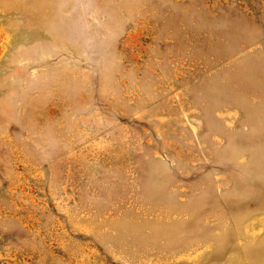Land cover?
I'll use <instances>...</instances> for the list:
<instances>
[{"label":"rangeland","instance_id":"obj_1","mask_svg":"<svg viewBox=\"0 0 264 264\" xmlns=\"http://www.w3.org/2000/svg\"><path fill=\"white\" fill-rule=\"evenodd\" d=\"M0 264H264V0H0Z\"/></svg>","mask_w":264,"mask_h":264}]
</instances>
